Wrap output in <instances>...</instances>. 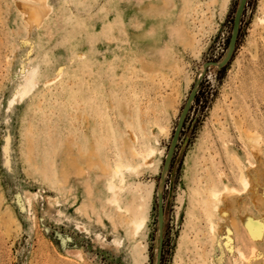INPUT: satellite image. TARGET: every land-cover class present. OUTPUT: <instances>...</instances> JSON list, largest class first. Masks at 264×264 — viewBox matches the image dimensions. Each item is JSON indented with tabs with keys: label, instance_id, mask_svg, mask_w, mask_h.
I'll return each mask as SVG.
<instances>
[{
	"label": "rangeland",
	"instance_id": "rangeland-1",
	"mask_svg": "<svg viewBox=\"0 0 264 264\" xmlns=\"http://www.w3.org/2000/svg\"><path fill=\"white\" fill-rule=\"evenodd\" d=\"M23 1L46 15L0 0V264H264V168L248 139L264 156V0L239 20L243 0H169L157 20L160 0ZM27 68L37 85L21 96ZM132 133L156 146L119 190L124 208L146 196L135 235L104 213L115 161L139 163L122 153ZM225 185L240 190L230 216L208 210Z\"/></svg>",
	"mask_w": 264,
	"mask_h": 264
},
{
	"label": "bare ground",
	"instance_id": "bare-ground-1",
	"mask_svg": "<svg viewBox=\"0 0 264 264\" xmlns=\"http://www.w3.org/2000/svg\"><path fill=\"white\" fill-rule=\"evenodd\" d=\"M21 1V6L26 10L27 16L29 18H33V20H38L40 19V16L42 14L46 15V13H42L39 15L37 12L32 11L29 6H26L27 2H24L23 0ZM34 1V0H33ZM37 1V0H35ZM41 5V4H40ZM39 5V6H40ZM45 6V5H43ZM174 4H171L169 0H160L158 3L152 4L151 6H147V11L150 15H153L156 17V20L159 19V17H164L166 19L170 18L172 13H170V9H174ZM41 9V7H40ZM46 9V8H45ZM23 10V11H24ZM39 10V9H37ZM22 11V10H21ZM40 12V10L38 11ZM169 13V14H168ZM26 15V13H25ZM42 15V16H44ZM42 21V19H40ZM32 21V20H31ZM39 22V21H36ZM37 24V23H36ZM153 27H150L149 30L150 32H153ZM176 32L178 35H180L183 40L189 44L190 42L194 40V37L190 35L188 32V28H176ZM230 53V51H229ZM36 69H30L27 68L26 73H23V83L20 84L21 86L17 89V93L21 96L30 94L33 89L35 88V85H37L35 82L36 78ZM195 90V89H194ZM17 96V95H15ZM22 98V97H21ZM190 102L188 103V105ZM187 109V108H186ZM185 109V110H186ZM160 129L163 131H166V127L160 126ZM167 132V131H166ZM138 137L136 136L135 133H132L131 141H128L122 145V153L127 154L128 156L132 158H137L139 163H133V162H125L122 160H116L112 170L109 172L107 178H106V188L109 193V196L107 197L106 202L114 206V211L111 212L107 209L104 210L105 215L107 218L110 220L112 225L116 227L118 223L120 224H126L132 228L133 235L138 234L146 225L147 221V214H146V196L141 191V188L137 189V194L134 199H132L129 204V208H124L120 204V189H122L126 183V173L127 172H138V169L141 165H146V166H152L155 163L154 160V153L156 150V146L151 147L150 149L147 150H140L139 148H136L133 144L135 143L136 139ZM248 139L252 142V152L256 158V163L252 162L251 160L249 161V166L252 171H255L257 175L259 176V167L262 169L264 168V156L262 155L263 153L259 149L258 146H260V136L253 134V135H248ZM170 154L168 155V160H170ZM167 164V163H166ZM241 165V164H240ZM168 166V165H167ZM165 167V169L167 168ZM242 166H240L241 168ZM242 169V168H241ZM85 168H81V172L83 173ZM240 176L239 179L244 186V190H248L254 185V179L250 173H246V171H240ZM262 177V175H261ZM64 180H62V183ZM240 190L235 188V187H230L229 185H225L221 189H215L211 188L208 189L209 193V199H208V210L209 211H220L222 215L225 216H230V212L232 208L237 207L240 205V199L238 197V192ZM255 198H260L261 195L258 193L254 195ZM220 198L222 199L220 201ZM249 227L252 229L253 234L259 233V223L254 221L251 217L247 219ZM211 228H213L214 222L211 221ZM160 225H162V217H160ZM213 230V229H212ZM241 253V252H240ZM242 254V253H241ZM158 257L159 253L157 255V261L158 262Z\"/></svg>",
	"mask_w": 264,
	"mask_h": 264
},
{
	"label": "water",
	"instance_id": "water-1",
	"mask_svg": "<svg viewBox=\"0 0 264 264\" xmlns=\"http://www.w3.org/2000/svg\"><path fill=\"white\" fill-rule=\"evenodd\" d=\"M244 1H245V0H243L241 6H240V8H239V11H238V20H239V18H240V15H241V13H242V10H243ZM236 33H237V32H235V34H234V36H233V39H232V43H231V47H230V53L232 52V50H233V48H234V44H235V41H236ZM230 53H229V55H230ZM226 61H227V58L222 62V64L226 63ZM195 94H196V89L193 90V91L191 92V95H190V97H189L188 103H189V102L191 103V101L193 100ZM188 103H187V104H188ZM187 109H188V108H187ZM187 109L184 110V113L187 111ZM182 121H183V120H181V122H180V124H179L178 130H180V128H181V126H182ZM170 156H171V154H170ZM159 212H160V217H162V197H161V196H160V203H159ZM159 261H160V254H159V257H158V264H159Z\"/></svg>",
	"mask_w": 264,
	"mask_h": 264
}]
</instances>
